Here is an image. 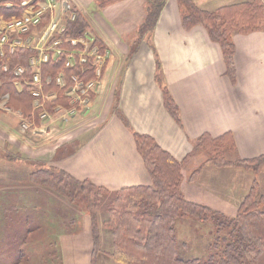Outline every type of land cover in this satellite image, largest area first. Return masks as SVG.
<instances>
[{
  "label": "crops",
  "instance_id": "obj_1",
  "mask_svg": "<svg viewBox=\"0 0 264 264\" xmlns=\"http://www.w3.org/2000/svg\"><path fill=\"white\" fill-rule=\"evenodd\" d=\"M69 1L82 11L106 46L105 53L98 54L97 47L91 45V37L84 34L79 38L90 48L89 54H95L96 58L102 55L97 58L98 65L106 61L95 85V95L80 105L81 96L71 88L69 102L73 106L65 108L57 104L48 118L28 120L30 125L26 128L22 125L25 118L18 113L0 112V132L5 139L0 148L6 141L9 150L26 159L43 161L109 190L151 183L132 129L152 136L177 159L190 153L195 139L204 132L213 137L230 134L235 151L242 158L264 153V29L232 33L235 68L232 80L226 73L219 43L209 38L202 25L183 27L178 0H166L155 26L144 34L139 29L150 6L148 0H120V3L107 0L104 4L102 0ZM242 1L248 0H193L205 10ZM260 1L264 4V0ZM40 2L45 0L37 1ZM135 17L140 22L137 28L132 21ZM3 26L4 19L0 18V30ZM33 31L36 41L38 32L32 29L23 45L39 47L38 42L32 43ZM135 32L134 38L129 37ZM136 40H139L137 50L129 56ZM162 85L169 89L178 105L180 124L164 106ZM115 104L130 127L113 111ZM25 138H31V143ZM23 148L28 153L24 154ZM205 157V152L198 150L187 160L182 169L181 192L190 201L198 198L199 204L233 216L251 183L241 179L243 173L236 167L215 168L209 164L201 167L194 180H189ZM222 174L227 179H222ZM200 179L208 182L195 191V197H189L184 189L193 191ZM227 206L232 211H227ZM76 235L81 240L76 238L70 246L66 245V233L58 237L62 264H70L68 248L77 249L81 257L85 254L87 264L90 262L92 241L86 217L73 237Z\"/></svg>",
  "mask_w": 264,
  "mask_h": 264
},
{
  "label": "trees",
  "instance_id": "obj_2",
  "mask_svg": "<svg viewBox=\"0 0 264 264\" xmlns=\"http://www.w3.org/2000/svg\"><path fill=\"white\" fill-rule=\"evenodd\" d=\"M22 1L0 0V18L8 20L12 16H19L25 8ZM148 1L150 6L139 29L140 34L155 26L166 0ZM178 3L183 27L190 29L195 25H202L206 29L209 38L219 43L226 73L234 80V45L231 35L235 32L248 33L264 29V4L260 0H248L216 10H205L193 0H178ZM70 12L73 18L66 17L63 29L54 32L46 40L45 46H51L47 50L48 57L36 67L41 76L42 92L46 95V98H42L41 106L34 105V96L27 83L35 71L30 59L39 58L38 48L16 45L10 50L5 46L0 54V96L8 94L5 104L20 110L21 116L27 120L40 121L39 113L43 108L53 113L57 104L65 108L73 106L69 102L72 97L69 91L74 83L72 75L84 84L101 78L106 61L97 73L98 59L95 54H89L90 48H86L79 38L84 37V34L91 37V45L97 47L98 54H104L106 46L72 1ZM48 19L47 12L42 15L36 27L40 29ZM28 34L29 32L24 33L23 38ZM56 39L59 42L53 45ZM12 40L11 35L9 41ZM72 40H76L75 43ZM138 44L139 40H136L130 48L129 56L137 50ZM55 49L60 52L56 53ZM80 53L85 57L84 62L79 60ZM69 58L70 64H66ZM19 65L24 68L21 75L14 72ZM156 65L158 68V62ZM58 75L61 83L56 80ZM16 80L20 81L19 85L15 83ZM157 80L160 83V79ZM161 87L165 108L180 124L178 105L169 89L165 85ZM94 95L91 91L89 98ZM116 106H113V111L130 127ZM131 131L151 183L116 190L96 185L89 179H78L43 161L26 159L9 150L7 144L0 148L6 159L26 161L32 167L24 180L12 183L20 186L14 192L16 200L13 205L3 199V194L0 193V264H62L58 237L68 231L67 212H75V219L70 221L74 225L82 208L89 212L92 219L93 249L90 263L97 264V254L100 251L97 215L101 207L105 215L100 225L110 236L109 255L120 263L264 264V194L257 193L256 181L240 201L232 217L185 199L180 190L183 166L198 150H203L206 157L191 172L190 180H194L201 167L207 164L258 169L264 163V153L250 158L239 157L230 134L213 137L204 132L195 139L193 150L177 159L152 136L133 129ZM227 154H233L234 157H228ZM12 211L14 213L11 215ZM16 218H21V226L11 232L5 231L9 225L5 219ZM195 220H204L205 224H209L208 221L211 220L209 228H216L212 240L208 241L207 237L201 236L192 237L191 245H188V240L182 238L181 231L191 228V223ZM194 242L197 245L193 246Z\"/></svg>",
  "mask_w": 264,
  "mask_h": 264
},
{
  "label": "rangeland",
  "instance_id": "obj_3",
  "mask_svg": "<svg viewBox=\"0 0 264 264\" xmlns=\"http://www.w3.org/2000/svg\"><path fill=\"white\" fill-rule=\"evenodd\" d=\"M58 1H60V0H58ZM58 1L56 3H58ZM112 1L115 2V3H120V0L118 2H117V0H112ZM106 2H107V0H102L101 1V3H103V4L106 3ZM59 9H60V6H59V4H57V6L55 7V10L57 11ZM108 11L109 10L107 8L104 9V12H105V14L107 16L109 15ZM129 12H132V10H129ZM59 14H61V13L59 12ZM63 16H65L64 13L61 14V18H63ZM137 20H138V18H136V17L132 19V21L134 23H136V25L134 26L135 28H137L139 23H140V22H137ZM32 35H33L32 43L35 44L36 42H38L39 45H43V42H44L45 39L40 40V36L38 35L37 39L35 41L36 32L33 31ZM122 35L126 36L127 34L123 33ZM135 36H136V32L133 33V34L131 33L129 35V37H131V38H134ZM0 102H1V100H0ZM10 109H11L10 111H14V112H16L18 110V109H12V108H10ZM0 112H4V110L0 108ZM5 112H7V111H5ZM4 123H6V122H4ZM16 125H18V123H16ZM3 136L4 135L0 132V142L5 140ZM25 136H27V134H25ZM25 139H27L31 143V138H25ZM5 144L8 145V143L6 141L2 145H5ZM9 147L10 148L11 147L14 148L13 145H9ZM13 148H11V149L15 150V151H18L17 149H15V148L13 149ZM21 150H22V152H24V154L26 152L28 153L26 148H23ZM3 155H4V153L0 152V193L3 194V199L8 200V202L11 205H13L15 200H16L14 192H15V190L18 189V187H20V186H15L13 184L14 183H19L22 180H24L26 178L28 172L31 171L32 167L26 161H21V160H18V159L17 160H8L5 157H3ZM228 157H234V156L232 154V155H228ZM239 157H241V156H239ZM214 167L218 168L217 166H214ZM229 167H236L237 170L242 172L243 175H241V179L243 181L251 183V186H253V184L256 181L255 186H256L257 193L258 194H264V163L258 169H252V168L246 169V168H243V167H240V166H229ZM229 175L231 176V173ZM221 176H222V179H225V178L227 179V177H228L227 175H224V174H222ZM207 182H208L207 179H200L198 181L197 185L195 186V188L193 189V191H191V192L189 191L188 192L187 189L185 188L184 192L185 193H189L188 194L189 197H192V196L195 197V195H196L195 191L196 190H200V187L203 184H206ZM216 186H218V184ZM180 190H181V186H180ZM184 198H185V196H184ZM185 199H187V198H185ZM194 199H195V202L200 203L199 201L196 200L198 198H194ZM2 203H4V202H2ZM227 205H229V204H227ZM6 206H4V207H6ZM227 211H232V208L227 206ZM217 212H219V211H217ZM13 213H14V211L10 212L11 215ZM74 213L75 212L71 211V210H69L67 212V214H68V216H67L68 231H67L66 235L68 236L67 239H68L69 242L68 241H67V243L65 242L66 245L70 246L74 242V240H76V238H79V240H81V238L79 236H77V235H76L77 237H73V236L75 235V233L79 232L81 226L83 225V218L86 217V220H89V224H90V234H91L92 249H93L92 219H91V216H90L89 212L86 209L82 208L81 211L79 212L78 217L76 218L77 221L73 225L72 223H70V221H71V219H73L75 217ZM219 213H221V212H219ZM222 214H223V212H222ZM227 214L228 215H225V214L224 215L227 216V217H232L231 216L232 214H230V213H227ZM82 215H83V217H82ZM104 215L105 214H104V211H103V207H101L99 212H98V215H97V226L99 227V250H100L98 252V254H97V264H123V263H120V262L114 260L109 255V252H108L109 248H110L109 232L106 229H103L101 227V225H100L101 224V220L104 217ZM20 219L21 218L5 219V221L9 222V225L7 226V230H5V231L11 232V231L15 230L16 228H18V226H21V224L19 223ZM208 222H209V224H205L204 220L199 221V222H197L195 220V222L191 223V225H192L191 228L190 227L189 228H185L184 230L181 231L182 232L181 233L182 238L188 240V245H191L192 237L201 236V237H207L208 241L212 240L213 234L216 233V228H209V226L211 224V220L208 221ZM56 226H57V224H56ZM193 227H195L196 229H201V230H194ZM63 234H65V233H63ZM86 235L87 234H85V235L82 234L84 243L87 242ZM84 240H86V241H84ZM194 240L197 242V239H194ZM196 242L193 243V246L197 245ZM76 244H79V242L78 243L76 242ZM92 249H91V252H92ZM67 251L68 252L71 251L70 264H87V259H86V255L85 254H83V257H81V255H79L80 252H78V250L75 249V248H71V249L68 248ZM66 261H67V259H66ZM90 261H91V259H90ZM66 264H68V263H66ZM89 264H91V263L89 262Z\"/></svg>",
  "mask_w": 264,
  "mask_h": 264
},
{
  "label": "built area",
  "instance_id": "obj_4",
  "mask_svg": "<svg viewBox=\"0 0 264 264\" xmlns=\"http://www.w3.org/2000/svg\"><path fill=\"white\" fill-rule=\"evenodd\" d=\"M57 0H45L44 3H34L32 0H23L22 5L25 6L24 10L19 16H12L8 20H4V26L2 30H0V54L3 53V49L5 46H7L10 50H13L16 45H23L26 43L27 38H23L22 35L26 32L31 31L32 29H35L38 32V35L40 36V40H48L56 31H59L63 29V24L65 22V18H73V14L70 12V5L69 2L66 0H61L60 2L56 3ZM59 4L60 9L55 10V7ZM49 13V19L44 24L41 29H36L35 27L40 22L42 15L45 13ZM64 13L65 16L61 18V14ZM13 36V40L9 41V37ZM43 42V43H44ZM59 42V39H56L53 41V45H56ZM51 46L44 47L41 45L40 47V53L39 58H32L30 59V62L33 65V69L35 70L32 74L31 78L27 82L30 85V93L32 96H34L33 102L34 105L41 106L42 98L46 95L42 92V81L40 73L37 71L36 67L37 64L40 61H44L48 57V49ZM55 52H60L59 49H55ZM106 55V54H105ZM104 55V56H105ZM102 55H97V58L101 59ZM80 62L85 61V57L83 56V53H80ZM66 64H70V58L66 61ZM99 67L98 65L97 73H99ZM4 69H6V66H4ZM24 71V68L19 65L15 68L14 72L17 75H21ZM72 79L74 83L72 84L71 88L78 91L79 95L81 96L79 103L80 105L84 104L89 97V93L91 91L94 92L95 83L97 80L92 79L91 81L84 84L82 81L77 79L76 76L72 75ZM56 80L58 83H61V77L58 75L56 77ZM16 84H20L19 80L15 81ZM8 94H3L0 97V108L4 111H10V107L5 105V102L7 100ZM49 97V96H48ZM19 115L21 114L20 110L16 111ZM41 119L48 118L51 114L43 108L41 112L39 113ZM24 119V118H23ZM23 127L26 128L30 125V122L26 119L23 121Z\"/></svg>",
  "mask_w": 264,
  "mask_h": 264
}]
</instances>
